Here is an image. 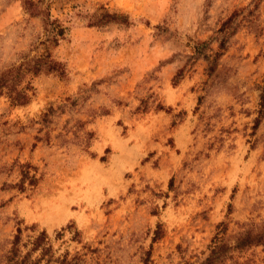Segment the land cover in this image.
I'll use <instances>...</instances> for the list:
<instances>
[{"label": "rangeland", "instance_id": "1", "mask_svg": "<svg viewBox=\"0 0 264 264\" xmlns=\"http://www.w3.org/2000/svg\"><path fill=\"white\" fill-rule=\"evenodd\" d=\"M105 11L122 17L89 24ZM48 13L65 73L28 74L25 105L0 95V257L20 227L84 264H200L264 221V0H0V71L43 53ZM44 200L59 218L38 217ZM232 253L264 264L262 246Z\"/></svg>", "mask_w": 264, "mask_h": 264}, {"label": "trees", "instance_id": "2", "mask_svg": "<svg viewBox=\"0 0 264 264\" xmlns=\"http://www.w3.org/2000/svg\"><path fill=\"white\" fill-rule=\"evenodd\" d=\"M27 5H34L33 1H27ZM29 8V7H28ZM122 15L117 13L102 12L98 15H94L93 20L90 21V25L106 24L108 22L116 21ZM43 31L42 39L39 45L43 46V53L34 57H25L18 63H11L0 71V95H5L10 104L13 106L25 105L30 100L28 91L31 85L27 82L22 85L28 74L38 75L42 73H56L62 76L65 73V68L61 62L56 61L51 57L50 48L57 46L61 39H64L66 33V27H64L57 18H53L49 13L42 18ZM207 43L202 41L195 47V56L203 54L202 48ZM224 48V39L219 43V49ZM220 55L216 52L210 59V55H203L208 60L207 72L212 74L216 67V60ZM196 58V57H194ZM181 77V72L175 76V83ZM261 92L259 95V112L264 113V84L261 86ZM145 106V105H144ZM158 109L163 107L159 104L156 105ZM147 108V107H144ZM54 111L51 107L48 112L44 114V120L47 121V116L50 112ZM258 118L255 119L256 125L258 124ZM80 122L76 126V130L73 131L75 139H79L80 142L84 141L85 146H89L90 140L93 136L91 131L85 132V137L78 135ZM67 142V140H63ZM28 181V185L36 184V177L29 175L28 171L22 172L21 182L19 183V189L25 190L27 187L24 185L25 181ZM71 228V227H68ZM22 229L19 227L17 233L11 242V247L2 254L0 257V264H84L83 257L75 253L70 256L68 251L63 254L55 255L51 241L45 230L38 232L35 235H30L28 239L22 243L21 239ZM61 235L60 232H57ZM79 236V231L74 230L73 238L76 239ZM157 236V235H156ZM155 236V238H157ZM154 238V239H155ZM77 240V239H76ZM262 246L264 247V221L260 223H250L246 229L240 231L233 244L220 237L218 234L214 236L209 246V253L204 259L200 261V264H225L227 260H234L233 251L241 252L245 249L252 247ZM183 264H193L191 262H184Z\"/></svg>", "mask_w": 264, "mask_h": 264}, {"label": "bare ground", "instance_id": "3", "mask_svg": "<svg viewBox=\"0 0 264 264\" xmlns=\"http://www.w3.org/2000/svg\"><path fill=\"white\" fill-rule=\"evenodd\" d=\"M47 200V199H46ZM42 203V202H41ZM43 205L39 206V209H41L40 214H38V217L43 220H51L53 218H59L60 213L62 212V207L54 203H50V201H43ZM37 216V215H36Z\"/></svg>", "mask_w": 264, "mask_h": 264}]
</instances>
